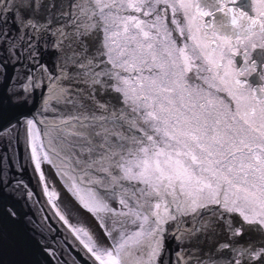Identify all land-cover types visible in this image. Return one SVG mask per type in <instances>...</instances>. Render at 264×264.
I'll return each instance as SVG.
<instances>
[{
	"label": "snow or ice",
	"instance_id": "6c2138e0",
	"mask_svg": "<svg viewBox=\"0 0 264 264\" xmlns=\"http://www.w3.org/2000/svg\"><path fill=\"white\" fill-rule=\"evenodd\" d=\"M21 138L85 264H264V0H0V264H68L9 202Z\"/></svg>",
	"mask_w": 264,
	"mask_h": 264
},
{
	"label": "water",
	"instance_id": "95a60500",
	"mask_svg": "<svg viewBox=\"0 0 264 264\" xmlns=\"http://www.w3.org/2000/svg\"><path fill=\"white\" fill-rule=\"evenodd\" d=\"M239 2L245 3L246 0H239ZM9 75H11V70H9ZM248 79L253 86L257 85L258 79L255 75ZM113 100L115 101V97H113ZM8 155L10 158L4 162L3 166L8 170L9 178L22 180L23 184L27 186L26 189H22L21 192L17 193V196L24 193V199L19 201L9 199V202L15 203L22 213L27 214L26 219L31 221V224L25 226L29 235L34 237L35 241H40L42 234L48 244L54 246L58 251L62 249V256L68 261V264H77L78 261L79 264H85L81 246H78L79 242L76 241L70 225L99 232V221L79 205L76 198L64 186V178L54 174L55 170L51 166H43L42 170L45 171L46 180L40 181L39 173L34 171V165L25 159L26 150L23 138L20 139L19 143H14L11 146ZM45 188H47L48 193L56 192V196L53 199L59 205V208H54L48 202L50 196L45 194ZM27 191H31L33 196L26 203ZM57 210L61 211V214L65 215V218L69 220L68 225L64 224L55 215ZM246 239L257 241L259 236L253 232ZM175 247L176 245L173 243L172 248ZM202 247L204 251L209 248L208 245H203ZM216 258L223 259V257ZM4 259L6 264H9L16 257L6 252ZM57 264H59L58 261Z\"/></svg>",
	"mask_w": 264,
	"mask_h": 264
}]
</instances>
